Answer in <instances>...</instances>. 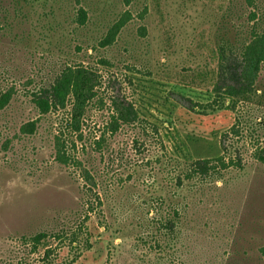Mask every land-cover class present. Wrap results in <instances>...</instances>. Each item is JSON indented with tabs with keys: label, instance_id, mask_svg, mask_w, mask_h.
I'll return each mask as SVG.
<instances>
[{
	"label": "rangeland",
	"instance_id": "1",
	"mask_svg": "<svg viewBox=\"0 0 264 264\" xmlns=\"http://www.w3.org/2000/svg\"><path fill=\"white\" fill-rule=\"evenodd\" d=\"M169 3L171 33L181 47L195 32L183 21L180 0ZM148 4L149 0L128 4L0 0V97L11 94L0 109V264H35L46 249L60 246L55 236L61 232L69 236L63 238L66 246H61L58 262L153 264L150 247L155 239H140L142 209L150 213L159 197L178 202L184 196L191 203L189 214L177 239L162 253L161 264H264V166L253 159L254 151L264 145V67L251 101L205 111L212 101L205 89L158 78L163 31L151 10L140 18ZM79 8L87 12L83 26L76 22ZM126 10L133 18L116 44L95 50L97 41ZM213 12L201 8L200 21ZM191 15L196 17L193 11ZM140 27H145L144 35ZM102 58L110 67L100 64ZM78 65L105 78L97 96L104 105L92 104L87 112L86 142L108 119L110 98L124 94L140 119L159 130L166 149L165 155L158 145L150 154H136L132 141L137 131L129 128L107 138L101 153L79 145L78 157L94 179L86 183L92 189L89 206L79 172L55 160L54 137L63 131L70 106L43 116L30 97L48 87L64 68ZM30 121H35L36 131L22 134L21 126ZM224 133L232 154L240 153L243 169L229 170L200 192L184 191L174 197L163 163L177 154L174 145L191 158H212L221 153ZM38 233L48 237L35 253L33 238ZM72 233L76 238L71 242Z\"/></svg>",
	"mask_w": 264,
	"mask_h": 264
},
{
	"label": "trees",
	"instance_id": "2",
	"mask_svg": "<svg viewBox=\"0 0 264 264\" xmlns=\"http://www.w3.org/2000/svg\"><path fill=\"white\" fill-rule=\"evenodd\" d=\"M129 1L125 0L126 4ZM148 5L150 7H144L140 18L151 10L156 16L157 25L163 31V47L158 58L160 80L175 81L184 88L205 89L212 96V101L205 105V111H221L229 105L233 107L237 103L251 101V96L257 90L258 76L264 67V0H180L183 21L191 24L190 30L195 32L192 36L194 38L181 47L174 42L171 33L173 28L169 21V0H149ZM203 7L214 9V12L211 17L206 16V21L201 22L198 12ZM192 11L196 17H192ZM132 18L129 10L124 11L108 27L94 49L106 50L114 46ZM86 21L87 12L79 8L76 22L83 26ZM139 31L142 35L146 33L145 27H140ZM178 58L181 60L179 63L176 62ZM100 64L110 67L105 58L100 59ZM104 79L103 74L90 67L70 66L64 68L48 87L30 93L32 103L43 116L65 112L70 106L63 131L59 130L54 137L55 160L79 172L81 180L85 182L87 206L91 205L92 189L86 183L92 184L94 179L78 157L76 150L79 145L82 150L91 147L96 153H101L107 138H113L122 128H129L137 131V138L132 141L136 154H150L157 145L162 154L166 152L159 130L147 126L140 119L130 101L123 97L124 94L110 98L108 119L95 128L90 142H86L83 128H88L87 112L92 104L97 108L104 105L103 98H97ZM107 82L110 83L109 77ZM10 98L9 91L1 95L0 109L7 106ZM35 131V121L27 122L20 128V132L25 135ZM226 135L227 133L223 134L221 153L212 158H191L181 150L178 151L180 146L174 145L177 154L163 161L164 167L169 170V184L173 186L174 197L178 198L184 191L200 192L202 188L222 180L229 170L243 169L240 153L236 151L233 155L226 146ZM253 159L264 166V145L254 151ZM166 203L167 210L163 215ZM190 205L187 196L178 202L159 197L157 204L149 209L150 213L142 209L138 222L140 239L142 242L147 238L155 239L150 247L155 257L153 264H161L162 253L177 239L181 225L189 214ZM103 230L108 231L106 226ZM68 236L64 232L57 234L55 237L61 243L60 246H56L54 251L46 249L35 264H65L58 262V252L61 246H66L63 238ZM71 236L72 242L76 235L72 233ZM47 237L46 233L35 235V253ZM52 257L54 261L51 260Z\"/></svg>",
	"mask_w": 264,
	"mask_h": 264
}]
</instances>
